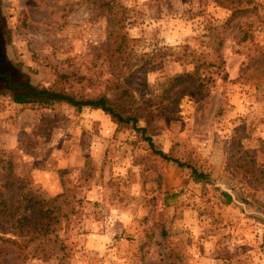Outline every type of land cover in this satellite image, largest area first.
Listing matches in <instances>:
<instances>
[{
  "label": "rangeland",
  "instance_id": "374dc122",
  "mask_svg": "<svg viewBox=\"0 0 264 264\" xmlns=\"http://www.w3.org/2000/svg\"><path fill=\"white\" fill-rule=\"evenodd\" d=\"M106 4L0 0L16 82L138 117L0 90V264H264V0Z\"/></svg>",
  "mask_w": 264,
  "mask_h": 264
},
{
  "label": "trees",
  "instance_id": "16d2710c",
  "mask_svg": "<svg viewBox=\"0 0 264 264\" xmlns=\"http://www.w3.org/2000/svg\"><path fill=\"white\" fill-rule=\"evenodd\" d=\"M116 0H107V6L110 3H114ZM228 1V0H224ZM106 2V0H105ZM219 2H222V0H219ZM109 27V26H108ZM110 30V29H109ZM118 34V33H114ZM113 35V34H112ZM120 48V47H119ZM118 48V49H119ZM58 80L63 81L68 79L67 75L63 74H58L57 76ZM27 91L34 93L38 98L36 100H31L30 95L27 92H23L19 95L16 96L15 102L18 104H29V103H38L41 107H50L55 103H62L66 102L69 105L77 108L79 111L82 110L84 107H90L93 109H100L103 112L107 113L110 115V117L117 122L118 124H132L133 127L136 128L137 123H138V117L135 116H129V115H123L119 111H117L109 102V100L106 97H101V98H96V99H79L74 96H71L67 93H65L63 90H43V91H36L32 89L31 87H25ZM141 130V129H140ZM144 131V129H143ZM151 150L153 151L154 154L159 155L162 159L167 160V161H175L179 166L184 167L187 166L180 161L173 159L170 154L164 153L163 151H159L155 148V145L152 141L151 138L147 137L145 139ZM188 167V166H187ZM192 174L195 177L197 181H208L209 180V175L198 172L196 169L192 168ZM229 200H231V196L226 194ZM32 202V200H31ZM37 203H35V207H33V211L37 209ZM17 222L21 223L24 220V217L18 216L16 217Z\"/></svg>",
  "mask_w": 264,
  "mask_h": 264
},
{
  "label": "flooded vegetation",
  "instance_id": "af4514ba",
  "mask_svg": "<svg viewBox=\"0 0 264 264\" xmlns=\"http://www.w3.org/2000/svg\"><path fill=\"white\" fill-rule=\"evenodd\" d=\"M16 72L14 71L12 67V63L7 57L4 42L2 39V35L0 32V90H3L5 88H8L10 91L17 95L23 93L21 89H25V87H29L27 85L19 84V82H16ZM27 91V90H26ZM25 92V91H24Z\"/></svg>",
  "mask_w": 264,
  "mask_h": 264
}]
</instances>
